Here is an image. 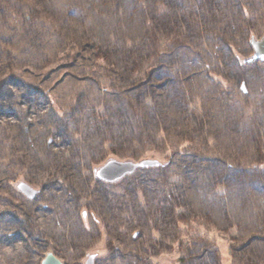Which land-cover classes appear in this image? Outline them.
<instances>
[{
    "label": "rangeland",
    "instance_id": "374dc122",
    "mask_svg": "<svg viewBox=\"0 0 264 264\" xmlns=\"http://www.w3.org/2000/svg\"><path fill=\"white\" fill-rule=\"evenodd\" d=\"M263 33L264 0H0V264H264Z\"/></svg>",
    "mask_w": 264,
    "mask_h": 264
},
{
    "label": "water",
    "instance_id": "95a60500",
    "mask_svg": "<svg viewBox=\"0 0 264 264\" xmlns=\"http://www.w3.org/2000/svg\"><path fill=\"white\" fill-rule=\"evenodd\" d=\"M249 44L252 48V55L246 59V61H264V33L260 38L251 37ZM159 165V161L156 159H141L139 161L133 160H117L110 158L101 165L93 169V176L95 179L103 181L105 183H116L127 175L132 174L138 168L156 167ZM17 187L22 191L29 199L32 198L36 191L33 190L27 183L19 182ZM95 254H89L84 261V264H93ZM41 264H63L53 253L49 252L45 255Z\"/></svg>",
    "mask_w": 264,
    "mask_h": 264
},
{
    "label": "trees",
    "instance_id": "16d2710c",
    "mask_svg": "<svg viewBox=\"0 0 264 264\" xmlns=\"http://www.w3.org/2000/svg\"><path fill=\"white\" fill-rule=\"evenodd\" d=\"M161 166V163L159 162V165L157 167H160Z\"/></svg>",
    "mask_w": 264,
    "mask_h": 264
}]
</instances>
